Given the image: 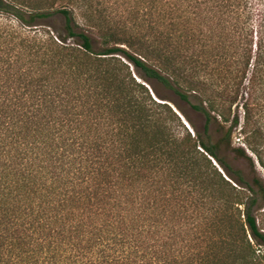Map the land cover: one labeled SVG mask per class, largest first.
I'll return each mask as SVG.
<instances>
[{
    "label": "trees",
    "instance_id": "trees-1",
    "mask_svg": "<svg viewBox=\"0 0 264 264\" xmlns=\"http://www.w3.org/2000/svg\"><path fill=\"white\" fill-rule=\"evenodd\" d=\"M0 12V264H264V0Z\"/></svg>",
    "mask_w": 264,
    "mask_h": 264
},
{
    "label": "rangeland",
    "instance_id": "rangeland-1",
    "mask_svg": "<svg viewBox=\"0 0 264 264\" xmlns=\"http://www.w3.org/2000/svg\"><path fill=\"white\" fill-rule=\"evenodd\" d=\"M21 10L27 11L26 8H21ZM24 17L27 18L26 15H24ZM0 21L7 24H11L13 26L18 25L17 19L9 12H3V13L0 12ZM35 23H37L38 24L37 26L39 27L44 26L48 28L50 31L53 32V34H56L57 32H60L62 30L61 18L57 15L39 18L36 20ZM149 90L155 97H157L151 88H149ZM155 90L157 94H159L160 96H162L163 99H165L163 101H167V103L171 105L173 110L179 116L181 122L182 123L184 122L183 125L188 130H192V127L190 126V122H192L194 126H196V128L198 129L201 128L203 123V117L200 113H198L191 107V103L183 101L181 98H179V96L176 93H174L172 90L164 88L163 86L157 85L155 86ZM215 139H217V134L212 132V140ZM239 144L240 145L242 144L241 139L237 134V132H234L232 136V145L237 146ZM226 156H227V160L230 162L232 166L241 169L244 173L247 172L248 165L245 160L235 159L232 152L226 153ZM212 164H215L214 161H212ZM257 170L258 173L264 177V170L258 164H257Z\"/></svg>",
    "mask_w": 264,
    "mask_h": 264
},
{
    "label": "water",
    "instance_id": "water-1",
    "mask_svg": "<svg viewBox=\"0 0 264 264\" xmlns=\"http://www.w3.org/2000/svg\"><path fill=\"white\" fill-rule=\"evenodd\" d=\"M184 123V122H183Z\"/></svg>",
    "mask_w": 264,
    "mask_h": 264
}]
</instances>
